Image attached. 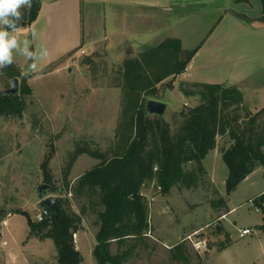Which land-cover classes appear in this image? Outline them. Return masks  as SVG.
<instances>
[{"label": "rangeland", "instance_id": "obj_1", "mask_svg": "<svg viewBox=\"0 0 264 264\" xmlns=\"http://www.w3.org/2000/svg\"><path fill=\"white\" fill-rule=\"evenodd\" d=\"M40 1L46 4L50 0ZM227 1L233 4V0H171L175 11L166 15V38L181 36L186 51L202 47L221 17L209 8L210 4L221 6ZM109 8L101 0H83L81 11L72 6L64 10L63 39L73 40L75 28L78 38L73 53L63 61L49 63L58 44L55 42L53 48L48 45L46 8L38 24L19 33L21 40L31 41L33 49L46 48L49 53L39 61L38 72L29 70L31 61L14 53V63L21 72L20 85L26 79L32 95L27 98V112L22 120L0 122V216L7 214L9 223L7 228L0 226V232L4 230V240L12 248L17 247L30 264H51L56 256L54 242L31 238L28 217L14 214L27 213L35 221L42 201L39 190L45 185L50 187L44 183L42 165L48 163L53 174L55 198L58 191L66 189L71 157L78 149L106 153L115 143L122 96L115 87L116 73L127 57L124 46L112 36ZM53 14L57 16L58 11ZM91 43L99 50L95 54ZM135 46L142 53L148 46L156 45ZM82 50L87 54L81 55ZM71 57L75 58L70 60ZM193 78L186 76L182 82L177 77L160 86L157 100L168 106V121L199 104L198 97H185L183 89H192L186 81L207 82V77ZM11 82L0 78V92ZM240 113L243 116L244 112ZM246 124L247 120H243ZM230 145V139H219L216 150L203 161L205 174L192 188L165 191L157 181L143 187L150 231L142 243L121 250L130 253L125 264H264V231L260 228L264 216L254 205L264 191V167L229 194V169L222 150ZM98 163L86 153L79 155L67 180L73 184ZM192 168L186 166L187 170ZM71 202L78 210L73 197ZM225 211L230 213L224 216ZM87 221L91 226L95 218ZM245 229L251 234L241 238ZM178 244L183 245L181 250L171 251ZM182 251L183 257L177 258ZM118 252L114 244L112 253ZM83 255L86 264H97L94 256L85 251Z\"/></svg>", "mask_w": 264, "mask_h": 264}, {"label": "trees", "instance_id": "obj_2", "mask_svg": "<svg viewBox=\"0 0 264 264\" xmlns=\"http://www.w3.org/2000/svg\"><path fill=\"white\" fill-rule=\"evenodd\" d=\"M22 11L24 17L19 27L28 29L38 19L40 0H32L31 9ZM199 49L186 51L181 40L170 38L138 55L128 52L116 73L115 87L122 96L114 145L106 153L78 149L71 157L66 189L58 191V197L54 198L61 210L57 221L37 223L27 213H14L28 217L31 238L54 242L56 264L83 263L75 236L82 228L83 219L91 217L95 218L93 225L97 229V246L93 252L97 264H125L130 253L121 250L133 243H142L150 231L148 208L141 195L143 187L154 181L165 191L196 186L205 174L204 159L216 150L221 138L231 140L230 147L222 150L229 169V194L255 170L264 167V108L257 114L245 111L243 95L236 87L194 84L192 89H183L185 97H198L200 102L194 108L175 114L172 122L165 116L147 113V103L158 101L160 86L183 75ZM2 77L10 82L20 80L21 72L14 63L0 70ZM31 95L32 89L25 79L18 97L0 96V122L22 120ZM243 120H247L246 125ZM85 153L99 163L72 184L67 177L78 156ZM188 165H192V170L186 169ZM41 170L44 183L50 185L45 197H52L57 189L53 186L55 181L49 164L44 163ZM70 193L78 210L68 198ZM254 205L264 216V193L254 200ZM228 213L230 211H225L223 215ZM5 218L4 213L0 222ZM260 228L264 231V221ZM114 244L120 251L115 255L112 253ZM182 244L171 251L181 250ZM180 257L183 251L177 258Z\"/></svg>", "mask_w": 264, "mask_h": 264}, {"label": "crops", "instance_id": "obj_3", "mask_svg": "<svg viewBox=\"0 0 264 264\" xmlns=\"http://www.w3.org/2000/svg\"><path fill=\"white\" fill-rule=\"evenodd\" d=\"M101 2L110 7V19L113 22L112 36L124 46L126 57L128 52H131L133 56L140 54L135 45L139 48L141 45L143 48L150 44L156 45L148 46L144 49L146 51L170 38L181 40L184 47V40L181 36H167L166 38L165 18L167 14L175 11L171 0H101ZM40 3L41 11L38 19L30 28L38 24L46 8L47 42L52 48L55 42L58 44L56 50L54 48L52 50L55 53L51 54L52 58L49 57V63L63 61L73 53L78 37L75 28L73 40L63 39L62 14L69 6L81 11L83 0H50L46 4L41 1ZM210 5L209 8L221 15L220 20L215 23L212 31L207 35L204 45L200 47L186 72L179 77L181 81L186 76L207 77L205 78L207 82L186 81L191 85L236 87L243 95L245 110L257 114L264 108V1L233 0V4L227 1L221 6L216 3ZM56 11H58L57 16L53 14ZM92 47L93 54L99 51L95 45ZM73 58L75 57H71L70 60ZM200 58L202 61H199ZM87 220L89 219H83L82 228L75 237L76 248L83 257L82 264H86L83 252L93 257L97 246V229L93 224L89 226ZM3 222L7 223L6 226ZM0 226L9 227L8 218H5ZM4 234V230L0 232V264H30L17 247L12 248L10 242L4 240ZM8 235L12 236L10 232ZM56 263L57 251L51 264Z\"/></svg>", "mask_w": 264, "mask_h": 264}, {"label": "clouds", "instance_id": "obj_4", "mask_svg": "<svg viewBox=\"0 0 264 264\" xmlns=\"http://www.w3.org/2000/svg\"><path fill=\"white\" fill-rule=\"evenodd\" d=\"M32 0H0V70L14 64V53L31 61L29 70L40 71L39 61L48 57L46 48L33 49L29 39H20V21L24 17L22 9H31ZM35 38L36 33L32 31Z\"/></svg>", "mask_w": 264, "mask_h": 264}, {"label": "water", "instance_id": "obj_5", "mask_svg": "<svg viewBox=\"0 0 264 264\" xmlns=\"http://www.w3.org/2000/svg\"><path fill=\"white\" fill-rule=\"evenodd\" d=\"M19 93L20 81L19 79H14L7 89L0 92V96L15 98L19 96ZM146 111L151 116L164 117L168 111V106L165 103L151 100L146 105ZM49 188L50 187L46 185L41 187L38 195L42 199L40 207L48 208L49 210H51L52 216L50 218V221L53 222L57 221L60 218L61 210L57 200L52 197H45V193Z\"/></svg>", "mask_w": 264, "mask_h": 264}, {"label": "built area", "instance_id": "obj_6", "mask_svg": "<svg viewBox=\"0 0 264 264\" xmlns=\"http://www.w3.org/2000/svg\"><path fill=\"white\" fill-rule=\"evenodd\" d=\"M81 55H86V52L82 50L81 51ZM141 195L144 196L143 192H142ZM68 198L71 200V198H72V194L71 193L68 194ZM51 216H52L51 210H49L48 208H41L40 207V209L38 211V214L36 215L35 221L37 223H44L46 221H49ZM6 224H7L6 222H3L4 226H6ZM250 234H251V231L249 229H245V230L241 231L240 237L243 238V237H246V236H248Z\"/></svg>", "mask_w": 264, "mask_h": 264}]
</instances>
